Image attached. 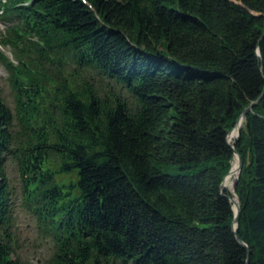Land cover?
<instances>
[{
    "label": "trees",
    "instance_id": "1",
    "mask_svg": "<svg viewBox=\"0 0 264 264\" xmlns=\"http://www.w3.org/2000/svg\"><path fill=\"white\" fill-rule=\"evenodd\" d=\"M0 9L14 59L0 52L13 102L0 98V264H20L7 157L52 241L41 264H264V0ZM233 150L234 230L220 191Z\"/></svg>",
    "mask_w": 264,
    "mask_h": 264
},
{
    "label": "rangeland",
    "instance_id": "2",
    "mask_svg": "<svg viewBox=\"0 0 264 264\" xmlns=\"http://www.w3.org/2000/svg\"><path fill=\"white\" fill-rule=\"evenodd\" d=\"M4 24L0 21V34ZM0 52L12 59V53L8 45L0 43ZM0 98L13 113L12 93L7 80V72L0 58ZM233 141V140H232ZM230 143V142H229ZM4 174L8 182L11 196L12 226L11 234L13 243V258H17L20 264H41L52 252L51 239L43 236L36 227L31 214L23 205L21 180L18 176L14 162L7 157L4 161ZM62 179L63 176L58 177ZM233 182V181H232ZM232 186V185H231ZM225 188V187H224ZM232 197L235 196L233 189L225 188ZM231 191V192H230ZM230 198V200H231ZM231 202V201H230ZM232 209V205H231ZM233 211V210H232Z\"/></svg>",
    "mask_w": 264,
    "mask_h": 264
},
{
    "label": "bare ground",
    "instance_id": "3",
    "mask_svg": "<svg viewBox=\"0 0 264 264\" xmlns=\"http://www.w3.org/2000/svg\"><path fill=\"white\" fill-rule=\"evenodd\" d=\"M242 120L241 118H239L236 122V125L228 132L227 134V140L228 142H232V140L234 139V137L236 136V131L237 128L241 126L242 124ZM237 156L234 154L233 158L231 160V165H230V169L227 173V175H225L224 179H223V185L225 188H228L229 190H231V185H232V181L237 173ZM231 192V191H230ZM231 203H232V208L233 211H235L236 209V198L233 197L231 198Z\"/></svg>",
    "mask_w": 264,
    "mask_h": 264
},
{
    "label": "water",
    "instance_id": "4",
    "mask_svg": "<svg viewBox=\"0 0 264 264\" xmlns=\"http://www.w3.org/2000/svg\"><path fill=\"white\" fill-rule=\"evenodd\" d=\"M258 53V52H257ZM263 93V90H262V92H261V94ZM260 94V95H261ZM260 96H258L257 98H256V100L259 98ZM254 103V101H252V102H250L242 111H241V113L239 114V116L237 117V119L235 120V123L237 122V120L239 119V118H241V119H243L244 118V115H245V113H246V111H248L250 108H251V106H252V104ZM234 126V125H233ZM232 129V128H231ZM230 129V130H231ZM230 130H228V132L230 131ZM227 132V133H228ZM238 135H239V127L237 128V131H236V136L234 137V139H233V141L231 142V143H229L228 141V143H229V145L231 146V144L234 142V141H236L237 139H238ZM226 136H227V134H226ZM236 155L237 156V158H238V160H237V173H236V175H235V177H234V179H233V182H232V189H233V186H234V184H235V182H236V180H237V177H238V172H239V170H240V167H241V160H240V158H239V156H238V154H237V152L235 151V150H233V155ZM228 171H229V169H228ZM228 171L226 172V174L225 175H227V173H228ZM225 175L223 176V178L225 177ZM223 178H222V180H221V182H220V191L222 192V191H224L225 190V188H224V185H223ZM230 200V199H229ZM238 208H239V201H238V199L236 200V209H235V211L233 212V219H232V224H231V227H232V230H234V228H235V222H236V220H237V215H238Z\"/></svg>",
    "mask_w": 264,
    "mask_h": 264
}]
</instances>
